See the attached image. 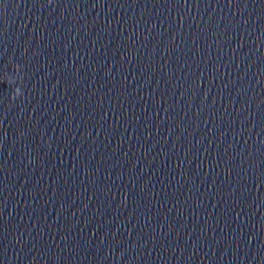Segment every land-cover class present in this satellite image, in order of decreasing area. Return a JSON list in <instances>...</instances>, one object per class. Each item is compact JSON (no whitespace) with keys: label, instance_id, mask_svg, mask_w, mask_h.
Returning a JSON list of instances; mask_svg holds the SVG:
<instances>
[{"label":"clouds","instance_id":"clouds-1","mask_svg":"<svg viewBox=\"0 0 264 264\" xmlns=\"http://www.w3.org/2000/svg\"><path fill=\"white\" fill-rule=\"evenodd\" d=\"M7 83H8V81H7ZM17 93H19V89H17ZM16 97H12V99H15Z\"/></svg>","mask_w":264,"mask_h":264}]
</instances>
